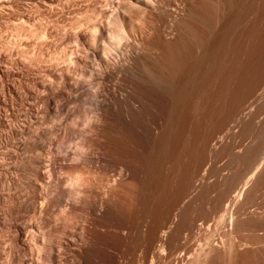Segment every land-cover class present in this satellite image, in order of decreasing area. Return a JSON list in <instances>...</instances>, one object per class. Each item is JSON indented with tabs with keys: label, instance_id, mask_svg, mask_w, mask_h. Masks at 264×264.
<instances>
[{
	"label": "bare ground",
	"instance_id": "1",
	"mask_svg": "<svg viewBox=\"0 0 264 264\" xmlns=\"http://www.w3.org/2000/svg\"><path fill=\"white\" fill-rule=\"evenodd\" d=\"M240 1L0 0V264H131L115 188L167 143L184 64L213 71ZM204 243L184 264L208 263ZM166 254L147 246L138 264Z\"/></svg>",
	"mask_w": 264,
	"mask_h": 264
},
{
	"label": "rangeland",
	"instance_id": "2",
	"mask_svg": "<svg viewBox=\"0 0 264 264\" xmlns=\"http://www.w3.org/2000/svg\"><path fill=\"white\" fill-rule=\"evenodd\" d=\"M240 2L218 30L213 71L205 59L184 64L167 143L160 137L139 183L115 188L132 229L121 247L131 264L164 242L158 264H184L208 237L216 248L207 264H264V0Z\"/></svg>",
	"mask_w": 264,
	"mask_h": 264
}]
</instances>
